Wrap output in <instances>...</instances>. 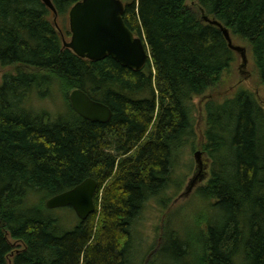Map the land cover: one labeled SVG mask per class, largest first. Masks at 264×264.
Here are the masks:
<instances>
[{
    "label": "trees",
    "instance_id": "16d2710c",
    "mask_svg": "<svg viewBox=\"0 0 264 264\" xmlns=\"http://www.w3.org/2000/svg\"><path fill=\"white\" fill-rule=\"evenodd\" d=\"M77 1L51 0L64 36ZM121 1L149 49L140 70L64 48L40 0H0V67L13 68L0 82V264H264V107L245 89L203 106L210 168L196 194L211 214L197 235H182L166 214L147 254L137 258L134 240L145 202L178 189V159L196 136L193 98L235 59L202 17L246 44L264 87V0H196L201 16L185 0ZM76 88L106 104L110 120L80 117L68 98ZM58 95L65 110L55 116L29 106ZM86 178L97 182L95 210L67 229L46 200Z\"/></svg>",
    "mask_w": 264,
    "mask_h": 264
},
{
    "label": "rangeland",
    "instance_id": "374dc122",
    "mask_svg": "<svg viewBox=\"0 0 264 264\" xmlns=\"http://www.w3.org/2000/svg\"><path fill=\"white\" fill-rule=\"evenodd\" d=\"M185 2L189 9L201 16V11L196 0H185ZM64 20L65 27L69 32L68 17L66 16ZM65 38L69 40L70 32ZM232 42L234 45L244 47L245 60H243L238 51H235V59L222 76L220 83H218L213 90H207L203 95L193 98L194 127L192 131H194L193 134L196 136L195 138L192 136L190 139L186 140L185 147H183V156L178 159V164L183 165V168H179L182 166H178L179 169L177 168L175 179L177 182L180 181V184L177 185L178 189H175L173 185L172 187H168L166 194H161V198L159 196L153 197L145 202L140 217L136 222L138 232L134 240H136L137 244V258L139 256L142 257L144 253L147 254L150 246L156 242V228L161 224L164 215L167 214L170 226L178 229L182 235L195 236L199 232L196 225L197 221L201 224L200 219L203 220L211 214V211L209 212L208 208H206L205 201L196 194V189L199 186L205 185L209 177L210 168V158L201 152L199 144L204 128L203 106L205 102L209 99L221 101L224 98L232 96L239 89H245L251 91L258 99L259 103L264 107V87L259 83L257 84L258 80L256 79V70L253 65L251 54L246 49V44L240 39L232 37ZM5 72H13V68L10 66L0 67V81ZM59 96L60 95L54 99H35L30 102L29 106L36 111L46 110L55 116L59 112L65 110V102L62 97L59 98ZM197 151H199L200 154L196 158L195 152ZM198 161L200 163H198ZM162 198L164 199L163 201ZM28 200L29 199L25 200V204L28 203ZM62 209L72 211L62 210L61 212V208L55 209V213H61L63 223L70 225L67 227V229H69L75 225L77 221L76 215L71 207H64ZM131 261H135L132 255L130 258V262Z\"/></svg>",
    "mask_w": 264,
    "mask_h": 264
},
{
    "label": "water",
    "instance_id": "95a60500",
    "mask_svg": "<svg viewBox=\"0 0 264 264\" xmlns=\"http://www.w3.org/2000/svg\"><path fill=\"white\" fill-rule=\"evenodd\" d=\"M54 13L51 0H41ZM121 0H78L68 11L70 39H63V46L80 58L96 61L107 56L121 66L140 70L150 59L145 41L126 25L122 14ZM203 20L220 28L228 46L238 51L245 60V49L234 45L230 33L219 21L203 16ZM71 108L90 122L106 123L112 116L111 109L101 101L92 99L85 91L76 88L68 96ZM200 152H195L196 158ZM198 163H200L198 161ZM97 182L86 178L71 189L51 196L46 200L48 209L71 207L79 219H86L95 210L94 194Z\"/></svg>",
    "mask_w": 264,
    "mask_h": 264
},
{
    "label": "bare ground",
    "instance_id": "6f19581e",
    "mask_svg": "<svg viewBox=\"0 0 264 264\" xmlns=\"http://www.w3.org/2000/svg\"><path fill=\"white\" fill-rule=\"evenodd\" d=\"M65 192V191H64ZM74 212V211H73ZM74 214H75V212H74ZM76 215V214H75ZM76 217L78 218V216L76 215ZM79 219V218H78ZM81 220V219H80Z\"/></svg>",
    "mask_w": 264,
    "mask_h": 264
}]
</instances>
